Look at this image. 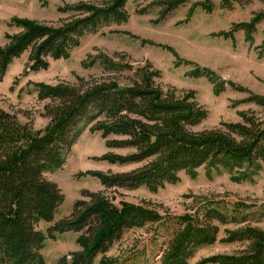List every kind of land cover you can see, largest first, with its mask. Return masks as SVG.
Returning a JSON list of instances; mask_svg holds the SVG:
<instances>
[{
	"label": "trees",
	"instance_id": "1",
	"mask_svg": "<svg viewBox=\"0 0 264 264\" xmlns=\"http://www.w3.org/2000/svg\"><path fill=\"white\" fill-rule=\"evenodd\" d=\"M256 0H220V6L233 9ZM264 2V0H259ZM128 0H87L64 5L62 12L72 15L59 26L18 20L24 31L9 36L0 46V79L13 60L30 50V69L49 66L48 58H67L81 39L112 24L129 20ZM192 2L194 7L212 11L213 0H156L161 7L159 21L179 7ZM193 11V9H190ZM147 12L146 9L142 10ZM264 20V10L249 22L232 26L253 34ZM109 72L131 68L104 54L94 57ZM94 63V62H93ZM130 82L121 84L115 77L79 78L77 83L48 84L35 82L40 101H47L44 116L49 123L36 129L32 122H21L16 113L0 107V264H45L42 253L48 237L56 233H79L81 249L65 255L57 264H93L98 255L108 252L123 234L134 227L164 219L156 208L123 202L115 204L102 192L83 191L72 212L55 222L44 233L37 228L41 221H53L65 196L58 184L45 177L65 163L67 154L89 125L101 132L112 148H131L133 152H107L100 156L110 163L142 164L128 172L90 170L106 188L156 191L166 183L179 181L184 171L196 175L200 167L207 170H242L241 179L264 171V121L253 111H241V121L221 123V127L194 131L208 116V110L196 100L194 90H164L157 78L161 71L152 64L131 68ZM192 75L207 77L217 83L218 92L229 83L247 91L233 81L221 80L213 70L198 66ZM248 92L243 102L264 108V95ZM182 226L173 234L160 264H189L201 247L218 239L220 225L238 219L217 206H204L196 213L174 215ZM230 242L249 241L244 254H217L199 264H264V231L245 227L230 232ZM100 264H115L101 261Z\"/></svg>",
	"mask_w": 264,
	"mask_h": 264
},
{
	"label": "rangeland",
	"instance_id": "2",
	"mask_svg": "<svg viewBox=\"0 0 264 264\" xmlns=\"http://www.w3.org/2000/svg\"><path fill=\"white\" fill-rule=\"evenodd\" d=\"M82 1L87 0H0V46L10 42V35L24 31L18 20L59 26L72 15L62 12L61 8ZM154 1L128 0L127 22L85 35L69 57L48 58L46 69L31 70L30 50L25 51L13 60L0 79V107L16 113L21 122L30 121L36 129H44L49 123V118L44 116L47 101L39 100L35 82L77 83L81 77L111 76L126 84L130 82L128 77L134 74L132 67L152 64L161 71L157 83L164 90L175 88L181 93L194 90L196 100L208 110L207 118L193 127L194 131L219 128L223 121L239 122L241 111H253L264 121L263 107L242 101L249 95L247 91L264 95V20L251 35L242 29L227 35L234 24L249 22L256 12L264 10V2L256 0L227 9L220 6V0H213L212 11L194 7L190 2L159 21L161 7L152 5ZM144 9L147 12L142 11ZM101 54L132 67L109 72L99 60L94 61V57ZM198 66L213 70L221 80L233 81L247 91L237 90L226 82L225 90L218 92L219 85L211 79L192 75ZM106 142L101 132H92L88 125L62 167L44 174L58 184L65 199L54 220L41 221L37 228L47 233L50 226L72 212L75 201L84 198V190L102 192L119 206L123 202L145 204L166 217L127 230L108 252L98 255L93 264H100L102 260L115 264H160L169 240L182 226L173 216L201 212L207 205L220 207L238 219L220 225L217 241L197 250L189 264H199L217 254H244L250 242H230V232L245 227L264 231V171L241 179L242 170L210 171L200 167L196 175L180 172L178 182L166 183L156 191L145 186L132 190L106 188L98 177L88 172H128L142 165H121L100 159L107 152H133L131 148L109 147ZM78 236L79 233L71 231L48 237L42 250L45 264H57L65 255L70 258V252L80 250Z\"/></svg>",
	"mask_w": 264,
	"mask_h": 264
}]
</instances>
